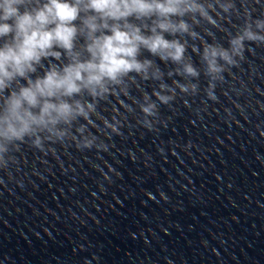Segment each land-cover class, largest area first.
<instances>
[{"label":"clouds","instance_id":"obj_1","mask_svg":"<svg viewBox=\"0 0 264 264\" xmlns=\"http://www.w3.org/2000/svg\"><path fill=\"white\" fill-rule=\"evenodd\" d=\"M255 11L244 0H0V170L16 163L24 144L40 151L46 143L68 142L78 150H106L96 123L118 136L136 108L137 122L151 131L159 105L173 102L176 90H199L190 81L166 83L156 61L176 66L170 79H198L185 37L196 40L201 25L242 16L227 48L201 42L202 51L191 49L215 101L217 82L244 60L245 42L264 44V12L253 18ZM142 52L156 59H141ZM136 77L157 82L140 101L130 96V86L140 88ZM110 99L118 107L105 116L100 105Z\"/></svg>","mask_w":264,"mask_h":264}]
</instances>
